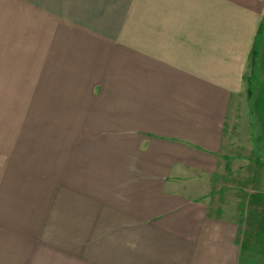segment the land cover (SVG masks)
Returning a JSON list of instances; mask_svg holds the SVG:
<instances>
[{"label":"crops","instance_id":"1","mask_svg":"<svg viewBox=\"0 0 264 264\" xmlns=\"http://www.w3.org/2000/svg\"><path fill=\"white\" fill-rule=\"evenodd\" d=\"M2 49L27 129L0 167V264H264V209L208 199L253 106L264 157V0H0Z\"/></svg>","mask_w":264,"mask_h":264},{"label":"rangeland","instance_id":"2","mask_svg":"<svg viewBox=\"0 0 264 264\" xmlns=\"http://www.w3.org/2000/svg\"><path fill=\"white\" fill-rule=\"evenodd\" d=\"M17 37L23 39L24 35ZM4 39H8L7 34ZM1 52L4 59H0V167L8 160L10 147L23 143L27 129L24 121L25 107L22 105L27 80L25 67L18 61L19 57L12 56L10 51L2 49ZM257 69L260 72L253 74L248 85L254 97L264 101V69ZM252 114V119L237 121V127L233 129H230L232 123H229L228 132L232 137L226 136L228 143L224 148V159L218 173L208 178V199L212 211L219 209L224 210L229 217L242 216L246 224H253L257 220L250 218L246 212L264 209V157L250 147V144H256V131L262 119L257 106H253ZM30 124L33 126L34 123ZM242 124H245L244 131L241 130ZM248 131L252 138H248Z\"/></svg>","mask_w":264,"mask_h":264},{"label":"trees","instance_id":"3","mask_svg":"<svg viewBox=\"0 0 264 264\" xmlns=\"http://www.w3.org/2000/svg\"><path fill=\"white\" fill-rule=\"evenodd\" d=\"M247 93H249V90H248V92Z\"/></svg>","mask_w":264,"mask_h":264}]
</instances>
